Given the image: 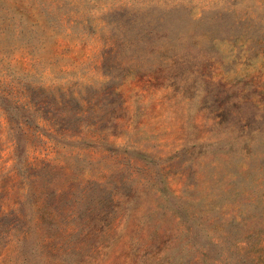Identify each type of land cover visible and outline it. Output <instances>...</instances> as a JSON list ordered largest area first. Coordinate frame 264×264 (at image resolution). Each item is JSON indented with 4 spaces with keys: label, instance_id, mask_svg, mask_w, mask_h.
I'll use <instances>...</instances> for the list:
<instances>
[{
    "label": "rangeland",
    "instance_id": "374dc122",
    "mask_svg": "<svg viewBox=\"0 0 264 264\" xmlns=\"http://www.w3.org/2000/svg\"><path fill=\"white\" fill-rule=\"evenodd\" d=\"M0 207V264H264V0H0Z\"/></svg>",
    "mask_w": 264,
    "mask_h": 264
},
{
    "label": "trees",
    "instance_id": "16d2710c",
    "mask_svg": "<svg viewBox=\"0 0 264 264\" xmlns=\"http://www.w3.org/2000/svg\"><path fill=\"white\" fill-rule=\"evenodd\" d=\"M8 217H9V214L3 212L0 207V228H4L5 230L8 228V224H7V221L9 219ZM3 218H6V219H3ZM9 225L11 224L9 223Z\"/></svg>",
    "mask_w": 264,
    "mask_h": 264
}]
</instances>
